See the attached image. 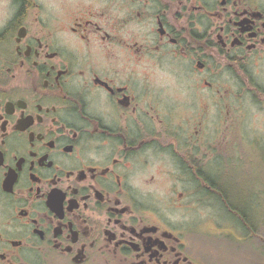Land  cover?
<instances>
[{
  "label": "flooded vegetation",
  "instance_id": "af4514ba",
  "mask_svg": "<svg viewBox=\"0 0 264 264\" xmlns=\"http://www.w3.org/2000/svg\"><path fill=\"white\" fill-rule=\"evenodd\" d=\"M254 95L264 0H0V264H217Z\"/></svg>",
  "mask_w": 264,
  "mask_h": 264
},
{
  "label": "rangeland",
  "instance_id": "374dc122",
  "mask_svg": "<svg viewBox=\"0 0 264 264\" xmlns=\"http://www.w3.org/2000/svg\"><path fill=\"white\" fill-rule=\"evenodd\" d=\"M252 100L253 104L250 107L254 109L252 126H245V130L264 135V108L261 107L264 104L256 95ZM243 147L249 156L247 159V155L244 154L245 151L241 149V155L245 157L251 171V174L248 175L249 179L252 178V181L256 179L260 186L264 185V139L258 143L245 142ZM233 160L232 158L228 159L227 166L233 167L235 164ZM218 210H220L219 207H217V224L205 222L196 225L198 229L206 230V236L208 232L211 235L217 232V239L215 238V240H210V238L196 233L198 237L207 241L205 245L207 249L217 247V264H264L263 221L258 222L256 227L248 226L246 223L224 221ZM259 211L264 214V204Z\"/></svg>",
  "mask_w": 264,
  "mask_h": 264
},
{
  "label": "bare ground",
  "instance_id": "6f19581e",
  "mask_svg": "<svg viewBox=\"0 0 264 264\" xmlns=\"http://www.w3.org/2000/svg\"><path fill=\"white\" fill-rule=\"evenodd\" d=\"M222 179L220 178V176H217V182L221 181ZM245 193V197L248 199L250 197H254V193L250 188H247L244 190ZM225 195L227 196V194L225 193ZM227 198L230 200V202L232 203V207L233 209H235V211L240 212L242 210H244V208L242 207L241 204H239L237 202V200L233 199V195H230L229 197L227 196ZM259 208H261V206H259ZM255 209H257V206H255ZM261 221H263V225H264V216H261V218L258 219H253V221L250 219L246 222V224L248 226H253L256 227ZM259 222V223H258ZM250 230V229H249Z\"/></svg>",
  "mask_w": 264,
  "mask_h": 264
}]
</instances>
